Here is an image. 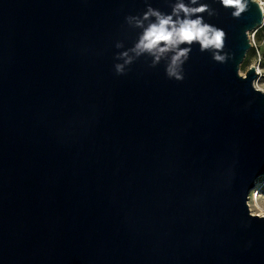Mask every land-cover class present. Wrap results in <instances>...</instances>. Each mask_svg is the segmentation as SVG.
I'll use <instances>...</instances> for the list:
<instances>
[{"label":"water","instance_id":"water-1","mask_svg":"<svg viewBox=\"0 0 264 264\" xmlns=\"http://www.w3.org/2000/svg\"><path fill=\"white\" fill-rule=\"evenodd\" d=\"M181 2L207 5L191 18L225 41L181 44L178 80L174 51L136 45L149 8ZM234 11L0 0V264H264L247 202L264 178V93L255 70L238 74L262 13Z\"/></svg>","mask_w":264,"mask_h":264},{"label":"clouds","instance_id":"clouds-1","mask_svg":"<svg viewBox=\"0 0 264 264\" xmlns=\"http://www.w3.org/2000/svg\"><path fill=\"white\" fill-rule=\"evenodd\" d=\"M196 2L197 0H191L192 4H196ZM220 2L226 8H234L233 16L235 17H239L248 6V0H220ZM252 2L259 6L262 16H264V0H252ZM205 11H207V5L189 7L182 2L175 5L172 15H162L160 12L149 8L144 19L154 16L156 22L149 24L144 30L139 43L136 45L137 53L147 51L154 54L159 60L162 54L174 51L175 54L171 58L167 72L169 76H174L178 80L182 79L178 69L183 63L182 58H187L190 49L180 48L181 44L191 45L193 42H198L201 50H222L224 47L225 33L223 30L204 23L202 17L191 18L192 15ZM181 12L184 14L183 19L180 18ZM173 16L176 19H173ZM137 24H140V21H137ZM262 26H264V21H262ZM250 43L255 46L254 39ZM214 58L217 61L225 59L219 54H216ZM262 60L264 57L250 63L246 70H240L238 74L241 78H247V72L255 70L258 79L253 82V87L256 91L264 93V82H261V79H264V68L260 66ZM117 70L121 71L122 66L118 65ZM248 207L250 215L264 218V195L253 192L250 195Z\"/></svg>","mask_w":264,"mask_h":264},{"label":"rangeland","instance_id":"rangeland-1","mask_svg":"<svg viewBox=\"0 0 264 264\" xmlns=\"http://www.w3.org/2000/svg\"><path fill=\"white\" fill-rule=\"evenodd\" d=\"M248 34L250 35V32ZM257 39H258L259 44H260V51L262 52V55H264V41H262L261 33L257 34ZM256 59H258V58L256 57L254 50L249 48V50H247V52H246V55H245L243 61L241 62L240 66H239V71L240 70H246L247 67L249 66V64L252 63V62H255ZM260 66L262 68H264V60L261 61ZM257 79H258V76L254 79V81L257 80ZM261 82H264V79H261ZM262 181H264V178L259 179V181H257V183L259 184ZM256 189H257V187L254 189V191ZM259 193L264 195V187H262L260 189ZM249 198H250V196H249ZM248 201H249V199H248Z\"/></svg>","mask_w":264,"mask_h":264},{"label":"built area","instance_id":"built-area-1","mask_svg":"<svg viewBox=\"0 0 264 264\" xmlns=\"http://www.w3.org/2000/svg\"><path fill=\"white\" fill-rule=\"evenodd\" d=\"M262 21H264V16H262ZM262 21H261V24L255 28L253 31L250 32V35L248 34V38H249V43L252 39L255 40V46H253L251 43H250V49H253L254 52H255V55L256 57L259 59L260 57H264V55H262V52L260 51V44H259V41L257 39V34L258 33H261V38H262V41H264V26H262ZM258 53H259V56H258ZM256 59V60H258ZM257 77V76H256ZM250 196V195H249Z\"/></svg>","mask_w":264,"mask_h":264},{"label":"bare ground","instance_id":"bare-ground-1","mask_svg":"<svg viewBox=\"0 0 264 264\" xmlns=\"http://www.w3.org/2000/svg\"><path fill=\"white\" fill-rule=\"evenodd\" d=\"M256 187H257V189L254 191V189H255ZM262 187H264V181H262L261 183L257 184V185L255 186V188L251 191L250 195H251L253 192H258V193H259V191H260V189H261Z\"/></svg>","mask_w":264,"mask_h":264}]
</instances>
